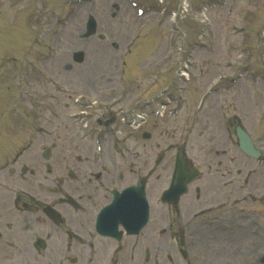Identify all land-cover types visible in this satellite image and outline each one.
<instances>
[{"label":"rangeland","instance_id":"obj_1","mask_svg":"<svg viewBox=\"0 0 264 264\" xmlns=\"http://www.w3.org/2000/svg\"><path fill=\"white\" fill-rule=\"evenodd\" d=\"M4 1L7 2V0ZM26 1L22 10L19 11L26 13L25 18L20 13L16 15L13 9L9 10L7 7L0 9V57L8 55H18L19 57L22 56L21 52H24L26 47H30L27 49L29 59L33 61V58L37 56L42 58L41 62L34 63L33 61L28 65L9 62L0 69V122L5 120L8 127L13 126L14 130H10V135L11 133L20 135L17 137L19 140H22L24 135L22 134L24 131L19 125L21 124L20 118L14 111L9 112L7 109L8 105L12 103V100L8 99L11 91L8 92L10 89L7 90V88L8 86L15 87L16 82V79H12V74L23 71L27 74L26 87L29 86L36 93H48L47 86H50L49 84L44 85L41 82L43 88H40L39 82L33 80L37 77L32 73L34 65L42 64L43 70L53 72L54 78L58 82L57 85L52 86L54 87L52 91L58 94L62 92L64 100H67L70 95L69 103H72V97L84 86L88 85L89 89L98 93L97 84L92 80L97 75L105 77L109 82H114L107 84L106 91H102L103 94H109L104 96V100L114 95L117 87L125 88L130 98H133L134 93L143 86H152V90L166 88V92L174 97V101L166 107L168 110L173 105H177V97L187 96L189 101L182 106L176 116L169 118L166 113L164 116L152 117L149 121L151 125L143 126V129L152 134L150 141H153L154 144V155L162 149L166 151L165 147L174 143L179 147L186 148L192 156L193 153L195 156L198 155L200 151V143L196 136L198 131H203L208 135L213 134L214 141L225 142L229 148L230 144L226 141L222 128L223 122H221V119L223 121L227 118H232L237 123L243 122L242 124L250 131L255 146L263 147L264 150V81H260V76H258L260 73H264V44L260 41V30L264 29V0H229V2L227 0L224 5L222 4L223 0H213L217 4H214L202 16L204 22L199 20L198 13L195 17L188 16V14H185L184 18L178 16L179 19L177 18L176 23L180 27L179 38L181 37L183 41L184 49L182 59L189 58L191 61L189 64V66L191 65L189 67L191 79L185 84L175 79V69L179 61L177 50L168 43L170 23L167 18L160 29H157L156 14L152 12L138 18L134 16V11L125 0H96L97 3L94 7H89L87 4L79 6L76 13L63 26L57 23V19L64 14L67 8V5H64L65 0H56L57 4L55 5H53V0L50 2L47 0ZM139 1L145 3L144 0ZM146 2L149 4L157 1L146 0ZM166 2L171 8L178 6V0H167ZM189 2L193 10H197L205 0H189ZM19 6L21 7V4ZM16 7L18 8V6ZM88 14L95 16L98 28L97 34L84 38V23ZM235 26L243 27V31L235 33ZM54 30L59 32L58 35H54ZM99 33L104 35L103 41L98 38ZM28 40L33 44L27 46ZM113 42L117 43V48L112 45ZM79 50L84 52L82 63L72 60L73 52ZM115 58L118 59V64L113 63ZM125 60L126 64L123 67L121 63ZM142 61L146 62L145 65L148 66L149 62H153L152 67L149 66L148 73L144 71L145 68L141 65ZM110 63L117 66L109 65ZM241 65H245L244 68L249 74L248 79L241 80L236 88L231 90H227L225 84L222 85L220 88L224 89L210 95L206 105L199 109L200 112L192 109L198 93L207 89L218 72L222 71L233 76L238 71H243ZM118 71L122 74L118 75ZM111 72L114 74L111 75L112 80L108 74ZM86 75L90 77L87 84H85L87 82ZM69 81L72 83L67 84L66 87L69 86L74 91L64 92L61 87L65 88L66 82ZM180 86H183V90H179ZM98 97L103 99L101 96ZM21 103L19 108L28 112L32 120H35L36 117H46L49 114L43 110L33 114L29 110L28 103L23 104V100ZM248 103L253 106H249ZM129 104L128 100L127 105ZM76 108L73 104L69 111ZM35 110L37 109L35 108ZM195 115L197 116L195 117ZM71 121L70 119L65 121L66 130H68ZM62 122L60 119L48 118L46 127L48 130L53 129L52 132L61 134L55 146L65 151L77 141L73 133V129L77 126L73 124L75 127L72 128L70 125L71 132L66 130L64 132L62 130L64 123ZM4 137L5 135L1 131L0 139ZM52 140V137L48 140L37 137L36 143L32 146L33 151L36 152L31 155L29 162L35 165L37 160L41 168L45 159L40 157L39 153L44 145H49L48 148L54 150ZM138 147L143 151V155L150 154L149 147L146 149L142 147L140 140ZM217 147L223 148L220 145ZM213 149L215 148L213 147ZM230 150L240 152L236 143H233V148L230 146ZM2 151L3 148H0V153ZM3 156L4 154H0V158ZM18 162H23V159H19ZM239 162L241 166H247L246 163ZM166 164L168 168V158H166ZM5 177L8 180L16 179L15 176L10 175H5ZM152 183L154 192L160 190L166 183L165 176L161 175L159 178L155 176ZM194 185L191 186V189ZM7 196L8 198L13 197L11 193H7ZM185 201L181 203V206ZM177 221V214H174V227L177 226ZM154 239V246L155 244L159 246L158 241L160 240ZM168 241L170 246L172 244L174 246L173 240L168 239ZM173 246L168 253H160V249L154 248L155 251L151 254L149 263L178 264V252L173 249ZM167 255L173 258V261H168ZM138 256L140 257H138L137 264H144L142 262L143 255Z\"/></svg>","mask_w":264,"mask_h":264},{"label":"flooded vegetation","instance_id":"obj_2","mask_svg":"<svg viewBox=\"0 0 264 264\" xmlns=\"http://www.w3.org/2000/svg\"><path fill=\"white\" fill-rule=\"evenodd\" d=\"M221 155L228 158L227 152ZM136 157L137 154L133 153L125 172L138 178V173L147 169L148 160L138 166ZM229 159L232 160V156ZM46 162L41 170L33 166L22 168V172L18 173L20 181L29 185L33 194L26 195L21 190V195L27 199L18 197L16 202L20 203L18 211L24 215L6 223L7 238L9 233L13 235L16 230L21 233L18 239L11 236L6 241L9 251L18 255L14 258L17 259L14 264H78L77 257L83 260V264H100L101 250L97 245L107 240V245L111 246L113 239L97 232L95 215L111 199V189L118 186L117 178L118 182L124 179L121 161L109 153L102 159H91L87 155H63L59 161L62 165L57 169ZM224 164L215 159L211 176L218 175L220 166ZM209 169H212L211 165ZM227 176L230 180V173ZM131 184L127 182L118 189ZM145 185L148 186L147 183ZM19 186L23 187V183H19ZM39 187L44 188L42 194L36 193ZM151 187L149 185V189ZM145 190L146 196H149L148 190ZM193 194L194 203H197L194 207L196 211L184 215L180 212L178 220L179 245L185 250L183 264H238L240 261L264 264V260L261 261L264 256V224L260 223L256 241L245 242L248 237L245 231L235 235V222L243 219L247 222L250 218H244L242 212H235L233 193L230 190H216V185L212 189L204 186L196 188ZM24 208L30 214L25 213ZM45 208L52 217L44 214ZM119 208L128 209L123 205H118ZM112 221L105 222L110 225ZM168 226L171 228L170 221ZM103 227L110 226L103 224ZM117 231L121 240L129 238L132 241L127 249L122 245L112 248L113 264L120 251H128L131 259L137 253L136 236L127 235L119 224ZM116 244H121V241Z\"/></svg>","mask_w":264,"mask_h":264},{"label":"water","instance_id":"obj_3","mask_svg":"<svg viewBox=\"0 0 264 264\" xmlns=\"http://www.w3.org/2000/svg\"><path fill=\"white\" fill-rule=\"evenodd\" d=\"M75 58L80 60L81 54H76ZM237 135H238V139L240 141L241 147L244 148L245 150L252 151L251 144L249 142V138L247 137V135H245V133L240 129H237Z\"/></svg>","mask_w":264,"mask_h":264},{"label":"bare ground","instance_id":"obj_4","mask_svg":"<svg viewBox=\"0 0 264 264\" xmlns=\"http://www.w3.org/2000/svg\"><path fill=\"white\" fill-rule=\"evenodd\" d=\"M89 19L91 20V22H93L96 25L95 28H97V25H98L97 22H95L91 17H89Z\"/></svg>","mask_w":264,"mask_h":264}]
</instances>
